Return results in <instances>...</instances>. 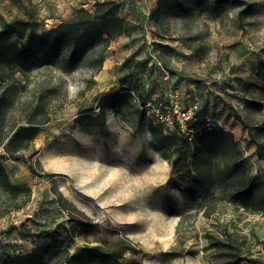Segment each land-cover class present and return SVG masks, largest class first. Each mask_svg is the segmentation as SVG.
Returning <instances> with one entry per match:
<instances>
[{
    "label": "rangeland",
    "instance_id": "rangeland-1",
    "mask_svg": "<svg viewBox=\"0 0 264 264\" xmlns=\"http://www.w3.org/2000/svg\"><path fill=\"white\" fill-rule=\"evenodd\" d=\"M95 1L0 0V21L23 18L29 24L26 37L35 38L78 8L91 12ZM115 1L135 27L109 43L101 62L102 42L74 69L64 66L65 48L24 74L12 76L8 65L0 67V153L15 126L31 121L41 127L25 148L0 159L10 182L21 187L18 194L0 189V264H19L14 249L28 252L37 244L50 248L42 264H60L53 250L78 253L95 243L89 222L131 239L137 252H125L120 264H228L227 253L208 243V233L228 235L252 260L241 264H264L263 215L227 199L209 216L195 213L204 186L184 173L192 145L179 154L168 150L178 158L173 168L153 148L151 131H138L129 114L107 107L103 130L85 131L75 121L79 110L96 111L123 85L140 103L153 90L164 96L163 67L181 102L198 104L195 123L231 131L253 178L264 179V137H259V159L232 116L233 108L253 128L264 127V0H244L249 7L241 19L240 6L231 3L193 0L190 10L184 11L186 2L184 9L171 11L176 0H167L162 24L150 13L157 0ZM26 37L17 39L18 46L26 47ZM147 63L155 64L156 72Z\"/></svg>",
    "mask_w": 264,
    "mask_h": 264
},
{
    "label": "trees",
    "instance_id": "trees-1",
    "mask_svg": "<svg viewBox=\"0 0 264 264\" xmlns=\"http://www.w3.org/2000/svg\"><path fill=\"white\" fill-rule=\"evenodd\" d=\"M217 3H231L240 6L237 17L242 18L249 5L244 0H216ZM171 11L176 8L184 9L185 3H189L184 11L191 9L193 0H176ZM167 0H157L155 8L151 10V17L156 23L162 21L169 9H166ZM120 4L115 0H96L91 12L84 8H78L72 18L61 21L35 38L26 37V29L29 24L23 18L0 21V67L8 65L12 76L15 72L26 73L34 65L47 64L52 57H57V51L65 48L66 58L64 66L74 69L100 42L104 43L98 50V61L106 56L105 48L112 40L121 35H128L135 27L119 14ZM52 35L49 42L47 37ZM27 39L26 47H20L17 39ZM127 65V63H125ZM124 64V65H125ZM264 70V63H260ZM132 90L122 86L118 92L103 98L94 108L79 110L75 121L85 130H103L106 125L105 109L112 108L116 113L125 117L129 114L138 131L148 128L152 133V146L161 151L171 166L175 168L178 158L168 154V150L179 154L184 145H192V155L187 162L185 174L190 182L200 183L204 191L195 213L203 211L205 216L214 213L217 206L225 199L241 204L244 210L258 213L264 216V179L256 180L249 172L243 161V152L233 133L220 126L204 127L193 122L199 127L194 139L189 142L178 134L166 133L163 127L155 123L147 116L139 105L132 101ZM156 91H151L149 97ZM148 97V98H149ZM147 98V99H148ZM145 100L142 99L143 103ZM232 108V106L230 105ZM199 113L197 110L196 117ZM232 116L240 123L243 130L247 131L246 142L255 146V155L262 159L259 153V137H264V127L253 128L241 115L232 108ZM198 118V117H197ZM159 127V129L157 128ZM41 127L29 121L26 124L15 126L10 132L4 154L0 153V159L14 156L18 150L25 148ZM2 140H0V143ZM0 189L6 192L18 194L20 186L10 182L5 166L0 160ZM58 203L65 208L66 200L58 194ZM72 209L80 212L73 204ZM82 213V212H80ZM75 218H72V221ZM90 231H96L93 236L94 244H86L78 253H70L67 249H55L51 255L59 259L60 264H120L119 259L125 252H137V248L126 235H120L116 230L101 228L89 222ZM86 231V228H84ZM87 233V232H86ZM110 234V235H109ZM115 235V236H112ZM208 243L214 249H223L230 259L228 264H241V260L252 261L241 255L240 250L232 243L231 238H213L208 233ZM50 253V248L43 244L35 245L30 251L16 255L15 261L19 264H42L45 255ZM170 255L178 256L181 252L170 250Z\"/></svg>",
    "mask_w": 264,
    "mask_h": 264
},
{
    "label": "built area",
    "instance_id": "built-area-1",
    "mask_svg": "<svg viewBox=\"0 0 264 264\" xmlns=\"http://www.w3.org/2000/svg\"><path fill=\"white\" fill-rule=\"evenodd\" d=\"M158 65H160L158 63ZM162 78L167 81L168 86L164 96L158 95L154 92L142 104L139 102V97L132 92V99L138 101V105L142 108L147 116H150L155 123L163 127L164 132L171 134H178L191 142L199 127L193 122L197 119L196 113L199 106L196 102L183 104L179 98V92L174 88L170 81L167 71L161 67ZM206 125L208 123H205ZM23 248L16 247L14 249L15 255L24 254Z\"/></svg>",
    "mask_w": 264,
    "mask_h": 264
},
{
    "label": "crops",
    "instance_id": "crops-1",
    "mask_svg": "<svg viewBox=\"0 0 264 264\" xmlns=\"http://www.w3.org/2000/svg\"><path fill=\"white\" fill-rule=\"evenodd\" d=\"M147 64L151 66V64H149V63H147ZM150 69H151L153 72H156V65H155V64L152 65V66L150 67ZM239 127H240V126H239ZM240 130H241V127H240ZM242 132H243L242 137H243V138H246V137H247V131H246V130H243ZM248 150L251 152V154H252V153L255 154V146H254V145L249 144V145H248ZM253 156H254V155H253ZM253 156L251 155V159L253 158Z\"/></svg>",
    "mask_w": 264,
    "mask_h": 264
}]
</instances>
